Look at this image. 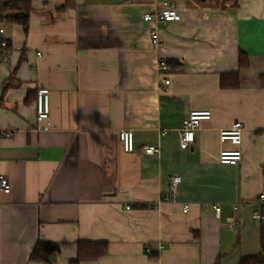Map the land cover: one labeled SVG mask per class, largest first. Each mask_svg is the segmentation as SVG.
Masks as SVG:
<instances>
[{
  "label": "crops",
  "instance_id": "crops-1",
  "mask_svg": "<svg viewBox=\"0 0 264 264\" xmlns=\"http://www.w3.org/2000/svg\"><path fill=\"white\" fill-rule=\"evenodd\" d=\"M236 3L32 0L26 28L0 21V127L12 132L0 140L10 183L0 192V264H69L79 241L107 243L106 255L81 264H239L259 254L264 0ZM164 6L181 20L143 21ZM167 60L164 92L158 64ZM223 73H238L239 87L221 89ZM37 90L49 95L45 131L35 124ZM193 111L211 117L183 146L182 120ZM234 122L243 125L241 160L222 165L220 151L236 147L219 132ZM124 130L133 152L119 141ZM148 145L159 152L144 154ZM173 175L181 182L163 201ZM37 241L57 246L48 262L29 260Z\"/></svg>",
  "mask_w": 264,
  "mask_h": 264
},
{
  "label": "built area",
  "instance_id": "built-area-1",
  "mask_svg": "<svg viewBox=\"0 0 264 264\" xmlns=\"http://www.w3.org/2000/svg\"><path fill=\"white\" fill-rule=\"evenodd\" d=\"M158 20L162 23L177 22L181 20V16L173 6H164L154 13H148L143 16V21L154 22ZM152 42L154 45H158V39L155 32L152 30ZM7 40L4 37V31L0 28V58L1 62H6L8 57ZM159 70L163 73L161 84L162 91L167 92L169 86V78L165 75L168 71L167 64L164 61H160L158 64ZM49 95L43 90H37L35 98V124L38 131L48 130L51 126L49 121ZM210 112H190L183 120L181 125L180 142L183 146H186L194 141L195 131L199 128L202 120L210 119ZM243 125L240 122H234L232 125L219 132V142H228L232 146H235L234 150H222L218 155V163L222 165L235 166L241 160V151L239 146L241 144ZM12 136V132L3 130L0 127V140L3 138H9ZM119 141L125 152H133V135L131 131H121L119 133ZM142 152L147 155H153L159 152V147L154 145L143 146ZM181 178L177 175H173L169 180L168 191L163 195V201H173V196L177 186L180 184ZM10 183L6 176L0 174V192L9 193ZM262 202V198H260ZM187 207H184L186 210ZM128 209V208H127ZM214 211L219 212V207L214 206ZM254 217L260 221L264 220V214L259 211H255ZM231 228L237 227L236 220L230 222ZM147 253L150 251L145 249Z\"/></svg>",
  "mask_w": 264,
  "mask_h": 264
},
{
  "label": "trees",
  "instance_id": "trees-1",
  "mask_svg": "<svg viewBox=\"0 0 264 264\" xmlns=\"http://www.w3.org/2000/svg\"><path fill=\"white\" fill-rule=\"evenodd\" d=\"M31 3L32 0L0 1V21L8 20L26 28L28 25V17L32 10ZM236 5V0H220L222 9L235 7ZM165 63L168 67L172 66L173 61L167 60ZM238 66L240 69H245L249 66L248 58L241 50L238 52ZM239 81L238 73H223L219 76V87L221 89H236L239 87ZM259 212L264 214V207H260ZM259 222V254L253 257H243L240 259L239 264H264V220ZM57 251L58 248L55 244L37 241L30 252L29 260L34 262H48L51 256L57 253ZM106 253V242L79 241L76 248V257L69 264L94 262L106 255ZM215 264H218V262Z\"/></svg>",
  "mask_w": 264,
  "mask_h": 264
}]
</instances>
